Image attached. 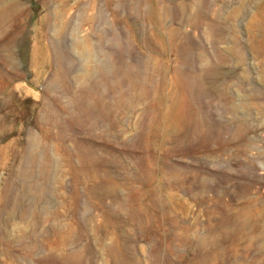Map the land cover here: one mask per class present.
<instances>
[{
    "label": "rangeland",
    "instance_id": "rangeland-1",
    "mask_svg": "<svg viewBox=\"0 0 264 264\" xmlns=\"http://www.w3.org/2000/svg\"><path fill=\"white\" fill-rule=\"evenodd\" d=\"M0 264H264V0H0Z\"/></svg>",
    "mask_w": 264,
    "mask_h": 264
},
{
    "label": "bare ground",
    "instance_id": "bare-ground-1",
    "mask_svg": "<svg viewBox=\"0 0 264 264\" xmlns=\"http://www.w3.org/2000/svg\"><path fill=\"white\" fill-rule=\"evenodd\" d=\"M83 94H84V93H83ZM83 94H82V95H83ZM73 101H74V100H73ZM71 102H72V101H71ZM67 106H68V105H67ZM67 106H66V105H62L61 108H60V109H61V112L64 113V111L66 110ZM101 107H102V108H105V109L107 110L106 105L103 104V105H101ZM110 113H111V112H110ZM25 114H26V112H25ZM52 117H54V115H53ZM62 126L65 127L66 124L63 123ZM85 158H86V156L83 155V159H85ZM213 257L216 258V254H213Z\"/></svg>",
    "mask_w": 264,
    "mask_h": 264
}]
</instances>
